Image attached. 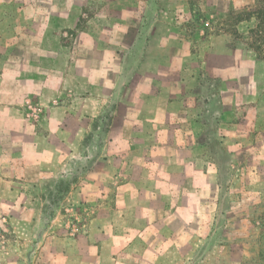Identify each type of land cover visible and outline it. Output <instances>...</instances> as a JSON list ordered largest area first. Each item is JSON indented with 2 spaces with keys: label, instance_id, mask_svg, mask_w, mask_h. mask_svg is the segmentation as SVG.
Returning <instances> with one entry per match:
<instances>
[{
  "label": "rangeland",
  "instance_id": "rangeland-1",
  "mask_svg": "<svg viewBox=\"0 0 264 264\" xmlns=\"http://www.w3.org/2000/svg\"><path fill=\"white\" fill-rule=\"evenodd\" d=\"M41 1L0 0V22L20 21ZM222 1L178 0L164 13L158 0L151 12L173 19L185 44L175 53L168 39V55L166 31H154L150 49L142 37L151 31L139 29L130 55L138 74L120 78L112 58L122 49L106 51L99 69L81 54L86 4L73 0L59 57L67 72L31 95L50 108L75 105L77 130L66 132L69 156L45 182L15 188L9 176L0 190V251L32 259L33 247L63 249L64 239L102 230L106 244L89 245L119 264H264V60L236 41V29L255 21H240L254 0ZM162 55L171 72L155 77Z\"/></svg>",
  "mask_w": 264,
  "mask_h": 264
},
{
  "label": "crops",
  "instance_id": "crops-1",
  "mask_svg": "<svg viewBox=\"0 0 264 264\" xmlns=\"http://www.w3.org/2000/svg\"><path fill=\"white\" fill-rule=\"evenodd\" d=\"M231 1L229 0V3ZM90 3H96L97 7L93 9ZM159 3L164 13H168L171 7L174 8V3L178 6V0H159ZM73 4V0L36 2L33 10L28 7L27 14L22 12V17H18L19 22H0V190L9 187L6 185L9 176H12L10 181L14 183L15 188H19V184L24 186L23 182L43 183L55 173L57 167H64L69 156L66 151L69 142L66 132L77 130L73 127L72 118L69 119L75 105L62 108L48 106L37 122L25 117L22 106L27 98L37 100L31 94L47 93L48 90L42 87L47 86L49 77H63L67 72L64 64H60L63 59L59 57H63L67 52L62 35L72 29ZM85 4L86 19L80 25L81 54L95 58L99 69V62L106 51L109 53L110 49H122L121 57H118L116 51V58H112L115 69H118L113 77L137 76L135 65H132L133 69L130 70L135 57L132 61L130 59L134 51L136 52L139 29L151 31L149 35H145V39L141 36L145 41L144 46L148 45L150 49L158 36L154 31L158 30L166 31L159 35V44L166 46L167 54L170 46L168 39L176 38V45L171 46V51L175 53L185 44L171 31L176 24L173 19L172 22L162 16L157 19L151 12L158 0H85ZM221 4L226 5L225 0ZM93 11L95 13L91 15ZM150 49L148 51H151ZM149 57L146 58V63L152 62ZM92 61L94 60L89 62L92 64ZM9 62H15L16 65L10 68ZM160 62L163 75L160 73L159 76H154H168L171 72L167 69L168 56L162 55ZM126 64L131 73L125 74ZM105 76L110 77L111 74ZM76 144L79 145V141ZM18 220L28 224L34 222L32 218L25 216L18 217ZM105 237L102 230H96L89 236L70 238V241L68 238L64 239L63 249L45 246L40 247V251L38 247H33L32 259L12 257L13 251L5 248L0 251V264H103L105 256L114 261L113 264H119L121 259L116 257V253L104 255L103 245H89L90 241L98 239L106 244L103 239ZM89 248L96 250V259L91 258L92 249ZM36 253H43V257L38 259Z\"/></svg>",
  "mask_w": 264,
  "mask_h": 264
},
{
  "label": "trees",
  "instance_id": "trees-1",
  "mask_svg": "<svg viewBox=\"0 0 264 264\" xmlns=\"http://www.w3.org/2000/svg\"><path fill=\"white\" fill-rule=\"evenodd\" d=\"M248 15L242 16L240 21L253 20L245 31L236 29L237 44H248L246 49L252 50L258 58L264 60V0H254V4L248 7ZM245 18V19H244Z\"/></svg>",
  "mask_w": 264,
  "mask_h": 264
},
{
  "label": "built area",
  "instance_id": "built-area-1",
  "mask_svg": "<svg viewBox=\"0 0 264 264\" xmlns=\"http://www.w3.org/2000/svg\"><path fill=\"white\" fill-rule=\"evenodd\" d=\"M54 105H58L59 101L54 100ZM48 105H45L39 101H36L33 98H27L24 104V113L27 118L37 122L45 114Z\"/></svg>",
  "mask_w": 264,
  "mask_h": 264
}]
</instances>
